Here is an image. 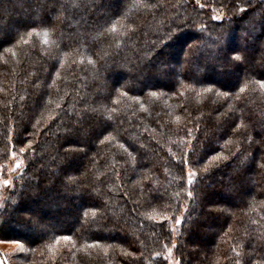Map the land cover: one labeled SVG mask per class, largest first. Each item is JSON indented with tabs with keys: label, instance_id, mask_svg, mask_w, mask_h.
Returning a JSON list of instances; mask_svg holds the SVG:
<instances>
[{
	"label": "trees",
	"instance_id": "16d2710c",
	"mask_svg": "<svg viewBox=\"0 0 264 264\" xmlns=\"http://www.w3.org/2000/svg\"><path fill=\"white\" fill-rule=\"evenodd\" d=\"M260 81L264 0H0V165L25 164L0 240L28 264H264Z\"/></svg>",
	"mask_w": 264,
	"mask_h": 264
},
{
	"label": "rangeland",
	"instance_id": "374dc122",
	"mask_svg": "<svg viewBox=\"0 0 264 264\" xmlns=\"http://www.w3.org/2000/svg\"><path fill=\"white\" fill-rule=\"evenodd\" d=\"M220 16L223 17V15ZM42 113L44 115L45 112ZM24 165L23 159L15 153L10 155L6 163L0 165V181H9L7 185L0 183L1 193L8 187H11L12 178L22 171ZM188 171L190 170L188 169ZM7 235L5 240H0V264H28L26 247L18 240L12 239V237L9 236L11 235L10 233ZM168 264H177V261L171 253L168 255Z\"/></svg>",
	"mask_w": 264,
	"mask_h": 264
},
{
	"label": "snow or ice",
	"instance_id": "6c2138e0",
	"mask_svg": "<svg viewBox=\"0 0 264 264\" xmlns=\"http://www.w3.org/2000/svg\"><path fill=\"white\" fill-rule=\"evenodd\" d=\"M197 2L199 3V0H197ZM200 7L203 8V7H205V5L201 4ZM214 19L218 20V19H220V17H214ZM236 59H239V57L237 56ZM260 85H261L262 88H264V81H260ZM241 91H243V89H241ZM261 144H262V146H264V141H262ZM22 151H23V149H22ZM261 166L264 167V165H261ZM189 175L191 176V173ZM189 182H191V181L189 180ZM0 183H3L4 185H7L9 183V181L8 180H3V181H0ZM189 195H191V193H189ZM160 219L161 220H166L167 217H161ZM176 223L179 224L180 220L177 219ZM63 238L64 239H68V237H63Z\"/></svg>",
	"mask_w": 264,
	"mask_h": 264
}]
</instances>
